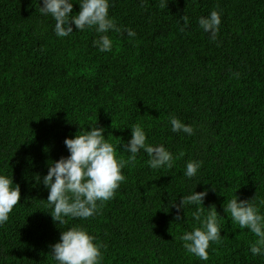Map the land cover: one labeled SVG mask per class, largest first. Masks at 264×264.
<instances>
[{
  "label": "trees",
  "instance_id": "16d2710c",
  "mask_svg": "<svg viewBox=\"0 0 264 264\" xmlns=\"http://www.w3.org/2000/svg\"><path fill=\"white\" fill-rule=\"evenodd\" d=\"M73 3L75 15L79 0ZM40 6L0 0V172L21 194L0 226V264H55L51 246L73 225L104 245L102 264H264L249 251L255 235L223 210L234 193L264 213V0H111L110 16L136 36L109 32L110 52L94 45V29L73 25L70 36L57 37ZM217 9L222 23L213 41L198 19ZM170 115L194 134L172 132ZM95 123L114 144L142 125L147 143L171 151L173 166L152 169L141 150L97 215L59 224L43 176L69 155L65 138ZM117 150L127 161L131 154ZM191 160L203 163L189 179ZM193 189L207 190L203 216L216 210L222 217V238L210 244L207 261L179 239L199 226L191 215L197 205L175 219L173 205Z\"/></svg>",
  "mask_w": 264,
  "mask_h": 264
},
{
  "label": "clouds",
  "instance_id": "9594fccd",
  "mask_svg": "<svg viewBox=\"0 0 264 264\" xmlns=\"http://www.w3.org/2000/svg\"><path fill=\"white\" fill-rule=\"evenodd\" d=\"M73 4V0H42L40 12L55 20L54 33L57 37L70 36L74 32L73 25L76 31L94 29L99 34L94 45L100 52H110L113 40L108 35L109 32L121 35L126 32L129 38L136 36L134 29L122 28L115 18L110 16L111 0H79V12L75 15ZM221 16L222 10L217 9L198 19L200 28L209 33L213 41L218 37ZM181 19L184 27H187L188 18ZM184 27L181 31H184ZM169 123L174 133L183 132L191 136L195 132L191 124H185L175 115L169 116ZM130 130L131 137L126 143L121 139L117 144L110 142L103 135L105 129L96 126V123L73 138H65L64 144L69 155L51 162L42 181L48 190L46 201L52 209L49 214L54 221L65 224L68 217L87 220L97 215L103 204L115 196L116 190L125 180L122 169L129 161H134L141 150L149 155L150 168H172L171 151L163 144L147 143V134L142 125L135 124ZM118 144L122 145L123 152L131 154L127 161L117 156ZM202 163L198 160L188 161L184 175L189 179L196 177ZM37 179L39 181L40 177L37 176ZM20 195V187L13 184L12 176L0 172V226L9 220L14 206L20 201ZM206 196L207 190L196 192L193 189L190 194L180 198L179 204L173 205L177 208V221H182L181 209L197 205L191 215L199 226L194 225L192 230L183 232L179 239L187 253L203 261L209 258L210 244L221 240L220 233L223 229L219 222L222 217L216 210L203 216V200ZM223 210L230 214L231 220L241 229H247L255 235L256 240L249 246L251 254L264 256V213L260 211V206L255 200L240 199L233 193ZM103 248L104 245L97 242V238L89 233L87 228L73 225L61 232L59 241L51 246V255L55 264H102Z\"/></svg>",
  "mask_w": 264,
  "mask_h": 264
}]
</instances>
